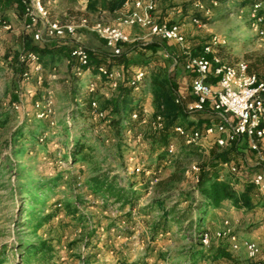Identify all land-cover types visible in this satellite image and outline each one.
<instances>
[{
    "label": "rangeland",
    "instance_id": "374dc122",
    "mask_svg": "<svg viewBox=\"0 0 264 264\" xmlns=\"http://www.w3.org/2000/svg\"><path fill=\"white\" fill-rule=\"evenodd\" d=\"M78 1L77 7L83 9L87 0ZM260 1L262 4L259 13L264 15V0H217L216 6L212 5L210 0H201L205 9L208 10L207 14L201 12L192 1L156 0L152 18L155 23L165 22L169 25H177L183 34L182 44L174 41L166 43V51L174 57H181L185 55L184 52L193 55L197 46L205 47L214 40L220 43L224 41L229 55L224 60L234 64L241 60L246 61L245 54L264 53V38L259 37L252 29L249 14L251 5ZM44 2L49 7L51 17L57 19L61 14L60 9L65 5V11L68 6L66 2L64 4V0H56L54 3L52 0H44ZM2 9L3 4H0V14H2ZM87 17L91 24L102 22L110 25L116 16L102 12L100 14L90 13ZM193 17L202 19L205 25L194 24L191 22ZM126 28L131 39L130 45H141L160 40L151 35L146 27ZM17 32V28L13 25L10 30H0V114L1 119L6 120L5 124L0 127V252L6 254L4 264H17L16 258L19 253L16 248L17 243L25 239L34 240L38 235V233L33 234L32 230L26 229L23 225L26 219L25 211L32 209L31 199L33 197L42 199L45 195L33 192L31 184L47 175L54 174L55 171H62L65 178L69 177L68 172L77 174L74 168L76 166L60 160V157L66 155L68 148L83 135L79 111L83 107L84 99L89 96L86 86L91 81L95 83L96 91L90 95L96 102L98 110L104 100L115 93L106 81L96 79L93 73L84 77H76L73 62L70 59L61 60L55 65V69L50 65L45 66L42 71L45 79L43 85L36 83L34 73H31L28 82H24L22 73L30 67L20 72L19 62L12 58L13 55L18 57L23 48L16 37ZM77 34L80 40L87 38L88 34L100 39L87 28L78 29ZM86 46L91 48L89 45ZM100 49L104 50V48ZM161 55L159 52L160 61L152 62L145 69V74L150 75L156 67H165L163 70L170 75L178 89L188 97L190 76L183 73L181 64L175 67L171 60ZM147 80H144L139 90L134 92L133 101L146 109L150 116L154 113V109ZM26 87L34 91L31 98L25 94L24 88ZM35 93L40 97L37 99L39 101H44L49 97L52 101V112L47 118L36 117L37 109L34 107L36 99L33 100ZM14 103L19 105L17 109L13 108ZM191 119L193 116L189 115L188 121ZM51 120L55 123L51 124ZM96 124L93 132L85 134V140H88L86 147L92 150L91 162L84 166V174L80 178L82 184L74 186L73 190L74 195H79L84 200V203L78 205V209L84 215L85 220L83 224L68 231L67 237L77 242L70 248L64 242V244L61 243L62 248L56 259L57 262L60 264H122L123 262L153 264L156 253L162 252L170 256L169 262L159 261L157 264L186 263L185 258L182 256L176 258L175 255L185 253L193 236H196L188 219L180 226L172 225L170 230L164 234L158 233L155 240L151 239L149 224L161 214V209H150L149 206L157 194L152 186L155 182L150 183L151 187L145 190L141 186L142 181L135 183L133 190L137 199L127 206H122L113 198H94L87 193L83 184L87 179V173L93 166L98 169V173H107L109 177L116 176L118 185H127L131 176L139 174L131 173L128 170L130 165L139 162L155 165L157 162V152L151 151L146 140V136L152 132L149 126L142 125L135 135L130 132L127 135L130 137L129 141L125 144L128 152L126 151L122 158H116L112 156L114 151L109 150L113 135L114 138L116 135L112 131L109 133L108 124L100 125V122ZM18 128L22 129L23 135L16 136ZM31 131H34L33 136H29ZM136 135H141V142L136 141ZM173 143L176 148L174 157H179L181 149L184 148L182 140L175 138ZM212 150L211 148L201 150L186 158L180 156L183 167L179 173V180L171 185V193L175 194V191L179 190L189 191L194 186L199 179V173L191 172V166L207 162L212 156ZM236 152L238 161L242 163L241 184L238 180L241 178L239 175H230L229 178L230 184L232 181L234 183L231 186L241 190L243 189L241 188L242 183L247 178L250 169H264V143L258 154L250 153L242 144L238 145ZM130 158H132L131 161ZM121 160H124L127 167L120 165ZM172 172H174L173 167L162 168L161 179L169 178ZM226 173L223 169L225 176ZM145 182L147 183V180ZM61 191V196H63L64 193H68V188H61ZM258 193L256 192L254 201L255 199L257 201V197L262 198V195ZM192 198L197 200L200 196L197 192L194 193L188 202H183L179 206V209L182 210L188 205ZM175 199V197L168 199L167 205H172ZM263 204L247 209L235 208L229 202H225L223 207L225 210L219 214L212 210L202 218V227L213 232L222 226L223 220H227L232 233L241 237H255L254 239L261 245V250L264 252V214L260 210ZM197 218L192 217L193 221ZM92 230L96 231V234H92L93 237L86 236V232ZM148 246L153 249L152 253H149ZM232 253L248 264L249 259L243 249Z\"/></svg>",
    "mask_w": 264,
    "mask_h": 264
},
{
    "label": "trees",
    "instance_id": "16d2710c",
    "mask_svg": "<svg viewBox=\"0 0 264 264\" xmlns=\"http://www.w3.org/2000/svg\"><path fill=\"white\" fill-rule=\"evenodd\" d=\"M65 1L68 6L65 11L59 15L58 20L61 23H74L78 22L81 18H86L88 20L87 15L90 13L100 14L106 12L117 16V11H119L124 3V0H87L83 9H81L77 7V5H79L78 0ZM0 4H3V11L1 14L3 19H5L6 9H14L16 15L23 20L22 0H0ZM19 41L23 47V52H34L39 56L42 68L50 65L55 69V65L65 59H70L74 66L75 61L71 56L72 49L69 43L59 44L57 42H51V45L50 42L39 43L33 39L32 31L21 34ZM168 41L169 40L165 39H157L153 42L141 45H130V42L121 43L119 45L121 53L118 55H114L107 47L108 50H89V66L94 75L97 74L99 67H104L107 70L118 68L122 74V78L118 87L114 90L115 93L104 100L100 107L99 111L104 113L103 117L97 120L93 119V108L91 103L94 100L90 92L89 96L84 99L83 107L79 111L83 135L74 141L71 147L68 148L66 155L60 157V160L70 163L71 166H76L74 168H76L77 174L68 172L70 173L69 177L65 178L62 171H55L54 174L47 175L31 184L33 192L45 195L42 199L33 197L31 199V211L26 210L24 213L26 219L23 225L26 229L32 230L33 234L38 233V235L34 240L25 239L17 243L16 248L19 250L18 258H16L17 264H60L56 260L61 252L62 247L60 244L64 242L69 248L76 244L77 241L69 239L67 233L79 224H83L85 220L84 215L78 209V205L84 203V200L79 195L73 194L74 186L82 184L80 178L81 175L84 174L85 164L90 163L92 158V150L90 151L86 147V142L88 140H85V134L93 132V130L96 129L95 126H97V122H100V125L108 124L109 133L112 131L114 132L113 134L116 135L114 138V135L111 134L113 135L112 140L115 142L113 143L112 141L109 147V150L114 151L112 156L122 158L126 154L127 148L125 144L130 138L126 136V131L130 130L132 135H135L140 130L142 127L141 120L144 109L137 102L135 103L133 101V94L135 91L130 84V79L136 70L142 69L145 72V69H147L152 62H159V52L163 57L162 51H166V43H168ZM123 48H125V50ZM214 49L216 50L217 56L223 61H225L224 59L226 56H229L228 51H226V43L215 45ZM203 50L204 46H197L192 56L196 57L202 55ZM135 51L136 54L134 55ZM148 53L150 54L148 55ZM18 57L12 56L13 59L15 58V60L19 62ZM208 57L210 58L211 56L209 55ZM244 58L247 61H245L247 63V72L257 75L260 80L264 81V53H248L244 55ZM185 61V55L177 57L175 67L181 64L183 72L189 75L191 80L194 73L185 70ZM29 67V64L19 63L20 72ZM163 69H165V67H156L150 75L147 76L145 74L143 78V81L148 79V87L152 95L151 102L154 109L153 114H160L164 122V127L161 130L157 132L152 131L146 136L151 151L157 152L156 164L150 165L149 163L143 162V171L131 176L127 185H118L116 176L109 177L107 173H98V169L93 166L90 172L87 173V179L83 184L84 188H86L87 193L94 198H113L117 203H121L122 206H127L133 204L137 199V195L133 190V187L136 185L135 183L142 181L141 186L145 190L148 189L147 187H151L150 183L152 181L157 180L152 185L157 194L151 200L149 206L150 209H161V214L149 224V232L152 240L157 238L158 233L161 232L164 234L170 230L172 225L180 226L188 219L190 222L189 224H191L195 230L196 236H193L187 251L180 255H175L176 258L179 256L185 258L186 263L184 264H245L244 261L232 253L227 238L212 239L208 246H204L200 241L199 234L207 229L202 227L201 220L212 210H221L225 202H229L235 208L247 209L255 208L264 203L263 196H261L262 198L257 197V201L256 199L254 201V197H256V192L258 191L251 182L252 175L260 168L249 170L247 178L242 183L241 188L243 189L239 190L234 188L230 184V174L226 173V176L223 174V165L225 163H232L238 167V175L241 177L238 178V180L241 184L240 181L243 176V171L241 172L242 163L238 161L236 151L240 144L247 148L246 140L243 139L239 144L234 141L223 148L218 147L213 141H210L208 149H213L211 153L212 156L207 162L198 165L199 179L195 182L194 186L189 191L179 190L175 191V194L171 193V185L179 180V173L183 167L181 157L186 158L199 151L197 147L185 146L182 142L184 148L181 149V157L169 155L167 152L168 145L173 143V139L179 138L175 132V127L181 125L187 130L202 129L205 126L217 124L219 120L212 112L209 105H207L203 111L194 113H187L180 105H177L174 102V93L175 90H178V87L176 83L173 82L170 75ZM100 80H104L108 83V78L104 75ZM216 80V78L210 75L209 82L215 83ZM44 83L45 79L43 78L41 84L43 85ZM188 97L189 101L193 98L190 95V89ZM35 99H40L36 93L33 97V100ZM192 101L193 99L190 102ZM133 112L137 113L136 119L131 118ZM189 115L193 116V119L190 121H188ZM5 122L6 120L1 119L0 114V127H2ZM190 126H192V128H189ZM65 128L67 129V126H65ZM16 132H18L16 136L23 135L22 129L20 128H18ZM33 135L34 131H31L29 136ZM120 165L127 167L124 164V160L120 161ZM167 166L168 168L173 167L174 172L170 174L169 178L161 179L162 168L165 169ZM146 170L150 171L148 176L144 173ZM146 180L147 183L145 182ZM61 188H68V193H64V195L61 196ZM196 192L200 198L197 200L192 198L188 205L182 210L179 209V206L183 202H188L189 198ZM172 197L176 199L172 205L168 206L166 202ZM192 217H198V220L196 219L193 221L194 219H192ZM43 228L46 229L42 230ZM92 234H96V231L92 230L86 232V236L88 237H93L94 235ZM147 248L150 250L149 253H152L151 251H153V249H151L150 246ZM5 255V253L0 252V264L5 263ZM169 258V255L158 252L156 253L153 264H157L159 261L169 262ZM122 264L128 263L123 262Z\"/></svg>",
    "mask_w": 264,
    "mask_h": 264
},
{
    "label": "built area",
    "instance_id": "2783aa9c",
    "mask_svg": "<svg viewBox=\"0 0 264 264\" xmlns=\"http://www.w3.org/2000/svg\"><path fill=\"white\" fill-rule=\"evenodd\" d=\"M182 1V0H179ZM192 1L193 4L203 13L207 14L201 0ZM156 0H124V3L115 18L113 24L107 25L102 22L89 23L86 18H81L74 23H61L58 19L50 16V10L43 0H22L23 4V23L27 31H32L33 39L39 43H45L56 39H67L72 45L71 56L75 63L73 66L74 75L76 77H84L92 74L89 66V48L83 44L77 34L78 29L87 28L93 31L105 46L114 54L121 53L120 44L129 43L131 41L129 35L125 32L126 27L139 26L148 28L150 34L178 44L184 42L183 34L177 25H169L165 22L155 23L152 14L155 10ZM214 6L217 0H210ZM262 2H255L251 5L250 20L251 27L256 34L264 38V15L260 14V6ZM191 22L197 25H205L202 19L193 17ZM11 23L3 19L0 15V30H10ZM224 43V41H223ZM219 41H212L206 45L203 54L200 56L188 55L184 64L185 70L194 73L190 83V95L193 97L192 102H188L187 94L179 90H175L174 102L180 105L185 112L194 113L203 111L207 105L210 106L212 112L218 118L217 124L205 126L202 129L187 130L183 126L175 127L177 136L182 140L185 146L197 147L199 151L208 149V144L213 141L218 147L223 148L230 143L236 141L241 143L246 140L247 150L252 153H260L261 145L264 143V81L260 80L257 75L247 72V63L243 60L234 64L223 61L216 54L215 45L223 44ZM211 56L210 58L208 56ZM163 57L172 61L175 66L177 58L163 51ZM19 63L29 64L30 69L23 71L22 77L24 82H28L31 73L36 75V83L43 82L42 63L39 56L34 52L19 53ZM96 79H100L103 75L108 78L109 87L115 90L122 78V74L118 69L107 70L99 67ZM145 72L142 69L136 70L130 84L134 91L139 90ZM216 78V82H209V77ZM88 92L95 91V83L92 81L86 86ZM28 97L33 96V89L24 88ZM51 93V91H49ZM52 101L49 98L44 101H34V107L37 109V118H47L51 112ZM19 105L13 104V108L17 109ZM93 108L92 117L98 119L104 116V113L96 107V102L92 101ZM132 119L137 118V113L131 114ZM51 124L55 122L51 120ZM142 125H147L153 132H157L164 127L163 118L160 114L147 113L143 109L141 120ZM130 130L126 131V136L130 134ZM136 141L141 142V135H136ZM263 142V143H261ZM147 145V144H146ZM169 155H175V144L171 143L167 147ZM132 158H130V161ZM224 169L230 175L238 176V167L232 163H225ZM131 173H141L143 171V162L135 163L128 167ZM160 172V171H159ZM191 172L199 173V166L193 164ZM145 175H149L150 171H144ZM152 181L151 183L156 182ZM251 182L256 190L264 197V169L257 170L251 177ZM231 185H234L233 181ZM237 187V185L235 184ZM264 214V204L260 207ZM200 241L204 246H208L212 239L227 238L229 247L232 252L243 249L249 259V264H264V252L261 246L254 239H248L232 233L229 229L227 220H223L219 229L211 232L209 229L199 234Z\"/></svg>",
    "mask_w": 264,
    "mask_h": 264
},
{
    "label": "crops",
    "instance_id": "0c3cea01",
    "mask_svg": "<svg viewBox=\"0 0 264 264\" xmlns=\"http://www.w3.org/2000/svg\"><path fill=\"white\" fill-rule=\"evenodd\" d=\"M52 2L54 3V2H56V0H52ZM66 1L64 0V4H66L65 3ZM48 3L50 4V2L48 1ZM63 5V4H62ZM65 6V5H64ZM64 6H63V8H61L60 9V11H61V14L63 13V11H64ZM120 10V9H119ZM117 14H118V11H117ZM1 15V14H0ZM50 16H51V12H50ZM116 16V15H115ZM4 18L9 22V23H11V25H13L14 27H16L17 28V30H18V32L16 33V37H17V39H18V41L20 40V36H21V34H23V33H25V32H28L25 28H24V23H23V20H20V18L16 15V13L14 12V9H9L8 11H6L5 12V16H4ZM53 18H56V17H53ZM116 18V17H115ZM57 19V18H56ZM115 21V20H114ZM114 21H113V23H114ZM112 23V24H113ZM128 28H130V27H128ZM125 32L128 34V32H127V28H125ZM57 40H59V41H57ZM82 42H84L86 45H89V46H91V48H90V50H99L100 48H104V49H106V50H108L107 48H106V46L104 45V41L103 40H101V39H96V38H94L91 34H88L87 35V38H84L83 40H81ZM50 42V45H51V42H57V43H59V44H68L69 42L67 41V39L65 40V39H56L55 41L54 40H51V41H48L47 43H49ZM67 42V43H66ZM83 43V44H84ZM70 45V44H69ZM85 45V46H86ZM71 46V49H72V45H70ZM43 71V70H42ZM183 73H185V72H183ZM190 83H191V80H190ZM179 90V89H178ZM180 91V90H179ZM193 99V98H192ZM191 99V100H192ZM190 100V101H191ZM190 101H188V102H190ZM223 210H225V209H221V210H213V211H215L216 212V214L218 213H220L221 211H223ZM216 218H217V216H216ZM218 219V218H217ZM244 238H248V239H254L255 237H244ZM255 240V239H254ZM261 246V245H260Z\"/></svg>",
    "mask_w": 264,
    "mask_h": 264
}]
</instances>
